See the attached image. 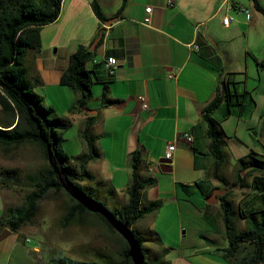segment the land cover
Instances as JSON below:
<instances>
[{
  "label": "crops",
  "instance_id": "0c3cea01",
  "mask_svg": "<svg viewBox=\"0 0 264 264\" xmlns=\"http://www.w3.org/2000/svg\"><path fill=\"white\" fill-rule=\"evenodd\" d=\"M97 1L111 21L96 16L91 0H62L57 18L41 28L40 48L29 50L25 62L30 77L40 76L42 82L36 86L44 90V98L50 97V87L73 102L78 93L64 88L60 76L70 54L79 45L89 48L102 31L86 63L88 68H96L98 76L93 77L90 98L79 108L71 109L68 103L63 112L69 113L72 125L78 124L80 131L87 116L94 115L91 133L96 136L101 155L89 160L87 168L99 169L107 177L113 198L114 194L124 195L123 202L128 198L127 187L120 190L119 184L123 175L126 183L130 178L129 153L134 148H140L143 155L141 174L154 177L157 182L170 180L171 188L177 192L179 182L190 184L200 177L205 192L222 186L210 174L214 157L208 148L206 123L201 114L220 84L244 92L239 110L226 116L224 108L214 112L225 132V144L238 153L234 164L226 160L223 166L224 172L229 165L232 176L224 174L232 183L238 169L237 158L250 151L264 159V69L258 64L264 57V12L252 0H127L119 12L121 0ZM258 1L264 8V0ZM148 4L152 10L150 21L145 22ZM224 16L229 17L227 24L223 22ZM193 43L199 47L194 48ZM52 45L54 51L49 49ZM108 56L117 60L112 71L106 62ZM171 72L173 76L168 75ZM104 84L108 86L107 96L113 99L111 103L100 102ZM140 94L146 98V107L138 99ZM94 98L99 101L91 105ZM184 132L191 133L192 140L181 137ZM169 143H174L171 169L160 168L166 174L155 172L152 164L159 165L158 158L164 156ZM80 145L81 150L86 149L83 138ZM240 190L235 188L233 196H240ZM243 190L245 198L254 194L248 187ZM144 194L148 197H141L143 201L159 195H153L149 188ZM7 200L6 192L0 189V218ZM184 203L188 211L192 206L188 201ZM210 211L215 212L217 219L215 232L209 234L214 245L200 253L218 264H230L216 250L228 244L220 204ZM138 221L139 217L132 227ZM5 228L8 227L0 223V264H55L51 255L43 253V243L26 242L31 238L30 230L10 229L1 237Z\"/></svg>",
  "mask_w": 264,
  "mask_h": 264
},
{
  "label": "trees",
  "instance_id": "16d2710c",
  "mask_svg": "<svg viewBox=\"0 0 264 264\" xmlns=\"http://www.w3.org/2000/svg\"><path fill=\"white\" fill-rule=\"evenodd\" d=\"M126 1L121 0L118 12L123 9ZM252 1L256 8L264 12L258 0ZM61 2L62 0H0V146L6 148L26 142L37 144L46 159L44 166L32 174L30 189L24 194L23 202L19 205L9 204L4 208L0 223L11 230H17L23 224L33 222V217L40 208L42 200L47 197L48 191L64 189L61 178L70 180L84 190L81 180L91 175L87 163L99 156L96 136L91 133L94 115H89L81 128L86 149L76 155L74 161L69 160L68 154L61 146V132L71 124V121L66 116L53 114L54 108L44 104L43 95L34 89V85L41 83L42 80L37 74L29 76L25 62L27 52L38 49L41 44L42 26L59 15ZM91 6L99 19H107L97 0H91ZM92 53L93 51L87 46L79 45L70 54L68 64L60 76L61 84L70 86L78 93L71 109L86 105L90 98L93 79L98 77L95 67L86 66ZM258 64L264 69V57L258 60ZM107 93L108 86L104 84L99 94L102 104L113 101ZM243 94L244 92H237L236 89L230 90L226 84H220L216 86L213 97L202 108L201 114L206 123L208 148L214 157L210 174L221 181V188H227L224 193L218 195V200L228 244L216 250L220 251L230 264H260L264 263V159L253 151L237 158L238 169L235 179L232 183L229 182L223 172L227 160L223 148L225 132L214 115V112L220 108H224V116L239 110L242 106ZM250 99L253 100L252 97ZM143 161L140 148L130 151L131 172L126 188L128 198L117 208V214L112 212L118 219L127 222L140 241L144 264H166L164 258L160 259V263L156 261L154 249L144 250L141 237L132 229V223L138 217L158 204L157 201L147 203L141 198L142 190L148 184L155 182L154 177L142 176ZM6 171L8 174L5 175L8 177L14 175L12 168H6ZM7 184L5 178L0 179V186ZM247 187L252 189L254 194L245 198L246 194L243 192L235 205L234 189ZM211 191L205 192L204 195L207 196ZM65 192L72 203L64 214L63 224L68 223L74 216L94 213L109 231L120 238L122 264H132L127 254L126 240L106 218L98 212L88 210L67 191ZM102 203L105 205L104 202ZM237 215L245 219L243 227L238 225ZM154 238L159 242L160 239L156 234ZM60 263L64 262L60 261Z\"/></svg>",
  "mask_w": 264,
  "mask_h": 264
},
{
  "label": "rangeland",
  "instance_id": "374dc122",
  "mask_svg": "<svg viewBox=\"0 0 264 264\" xmlns=\"http://www.w3.org/2000/svg\"><path fill=\"white\" fill-rule=\"evenodd\" d=\"M49 49L54 51L55 46L52 45ZM94 86L99 87V84L95 83ZM63 87L70 92V86L63 85ZM34 89L43 95L44 104L52 103L53 114L66 116L71 121V124L61 132V146L68 154L69 160L74 161L76 155L83 151L80 145L82 142L80 126L74 125V123L72 125V117L67 111L65 113L63 111L68 103L71 107L75 103V99L73 102L68 100L69 98L66 100L60 95L61 91L48 87L47 91L50 97L47 100L44 98V90L36 85H34ZM95 91L93 89V93ZM98 101L99 99H92L91 105ZM215 114L218 115V112ZM96 146L100 156L101 152L97 143ZM223 148L227 160L234 164L238 153L231 150L234 148L230 145L223 144ZM45 163L46 159L42 149L37 144L26 142L6 148L0 146V179L5 178L8 182L7 185L0 186V189H3L7 194V205H19L23 202L24 194L30 189L32 174L43 167ZM152 165L155 172H162L158 164ZM228 166L224 173L231 177L233 171L230 172ZM6 168L13 169L12 177L5 175L8 174ZM106 170L114 173L111 169L106 168ZM89 172L91 175L81 180L84 190L93 198L104 202L111 211L117 214V208L121 203L127 201L123 202L126 198L120 194L117 196L114 194L113 198V193L109 192L111 185L99 169L89 170ZM204 174L205 172L202 170V175ZM142 176L145 175L142 173ZM202 180L200 177L190 184L179 182V192L176 191V188H171L170 180H162V182L155 180L145 187V189L149 188L153 195L155 192L159 195L144 201L147 203L157 201L158 204L140 216L139 221L132 229L141 237L144 250L152 246L151 249L155 250L158 263H160V259L165 258L166 264H183L189 259L192 264H218L200 253L201 249L211 248L214 245L209 234L215 232L214 227L217 219L215 212L210 210L219 206V200L214 203L206 201L204 195L206 189ZM128 183L129 180L126 183V178L123 175L119 184L120 190L127 187ZM65 191V189L49 190L47 197L42 200L40 208L34 215L33 222L21 226L31 231L29 233L31 238L26 242L29 245L32 244V241L43 243V253L51 255L55 264L60 261L64 262L62 264L68 262L71 264H122L120 238L117 234L109 231L94 213L74 216L68 223L63 224L64 214L72 203ZM144 191L141 197L146 199L148 196L144 194ZM240 192V196H233L235 205L245 191L242 189ZM111 199L114 200L110 201ZM180 199H185V201H180ZM186 201L192 206L188 211L184 206ZM237 222L239 226H244L245 219L237 215ZM155 234L160 239L159 242L155 240Z\"/></svg>",
  "mask_w": 264,
  "mask_h": 264
},
{
  "label": "water",
  "instance_id": "95a60500",
  "mask_svg": "<svg viewBox=\"0 0 264 264\" xmlns=\"http://www.w3.org/2000/svg\"><path fill=\"white\" fill-rule=\"evenodd\" d=\"M107 20L111 21L112 18H109ZM101 35L102 31L100 30L98 36H96L92 41V44L89 47L90 50L93 49L95 43L99 40ZM158 161L159 166L163 171H168L171 169V159L162 156L158 158ZM61 183L64 189L78 202L83 204L88 210L102 214L106 218V220L115 228V230L126 240L128 244L127 254L130 256L132 264H144V256L140 241L134 235L126 221L118 219V217H116L107 206H105L99 200L88 195L83 189L78 187L76 184L72 183L70 180L61 178ZM226 190L227 188H221L220 186H216L205 197V199L207 202L210 203L215 202L218 199V195L224 193ZM9 232L10 229L5 228L1 233V237L5 236Z\"/></svg>",
  "mask_w": 264,
  "mask_h": 264
},
{
  "label": "built area",
  "instance_id": "2783aa9c",
  "mask_svg": "<svg viewBox=\"0 0 264 264\" xmlns=\"http://www.w3.org/2000/svg\"><path fill=\"white\" fill-rule=\"evenodd\" d=\"M151 10H152V5L148 4V5L145 6V11H146V15L144 16V21L145 22H149L150 21V15L149 14H150ZM228 21H229V17L228 16H224L223 17V22L225 24H227ZM192 46L194 48H198L199 47L198 43H193ZM106 62H107V65H108L110 71H112V66L116 65L117 60H116L115 56H108ZM168 75L173 76L174 73L171 72V73H168ZM138 99L142 102V106H144V107L147 106L146 98H145L144 95H142V94L138 95ZM181 137H184L187 140H192V134L189 133V132L182 133ZM173 149H174V143H169L167 145L164 157L171 159Z\"/></svg>",
  "mask_w": 264,
  "mask_h": 264
}]
</instances>
